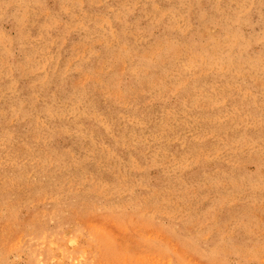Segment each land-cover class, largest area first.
I'll use <instances>...</instances> for the list:
<instances>
[{
    "label": "rangeland",
    "instance_id": "1",
    "mask_svg": "<svg viewBox=\"0 0 264 264\" xmlns=\"http://www.w3.org/2000/svg\"><path fill=\"white\" fill-rule=\"evenodd\" d=\"M0 264H264V0H0Z\"/></svg>",
    "mask_w": 264,
    "mask_h": 264
}]
</instances>
